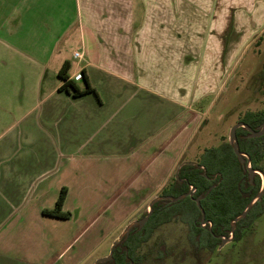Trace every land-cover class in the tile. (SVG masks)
Returning a JSON list of instances; mask_svg holds the SVG:
<instances>
[{
  "label": "crops",
  "instance_id": "obj_1",
  "mask_svg": "<svg viewBox=\"0 0 264 264\" xmlns=\"http://www.w3.org/2000/svg\"><path fill=\"white\" fill-rule=\"evenodd\" d=\"M263 31L264 0H0V65L22 102L0 108V264H63L93 232L116 230L112 246L181 165L221 143L203 144L205 100ZM65 61L99 99L59 89ZM34 112L51 155L23 125ZM63 187L71 216L45 215ZM118 206L125 216L110 217Z\"/></svg>",
  "mask_w": 264,
  "mask_h": 264
},
{
  "label": "trees",
  "instance_id": "obj_2",
  "mask_svg": "<svg viewBox=\"0 0 264 264\" xmlns=\"http://www.w3.org/2000/svg\"><path fill=\"white\" fill-rule=\"evenodd\" d=\"M69 69L70 63L65 61L58 70V78L62 81L59 89L73 96L92 93L99 99L97 90L85 71L80 73L81 80H76L77 78L70 77ZM261 79L264 89V72ZM238 121L259 130L264 122V106L259 110L245 111ZM236 137L238 150L245 154V165L241 164L235 154L233 143L225 138L219 145L205 148L198 158L194 159V163L181 165L177 176L162 190L163 195L177 197L189 192L190 187H193V196L187 195L176 201L160 199L154 202L147 221L142 226L133 225L128 234L123 235L113 246L112 257L98 264H147L149 258L140 252L142 245L150 240L158 227L171 221L187 225L188 240L196 255L200 249L213 252L221 244L223 237L231 235L233 222L235 227L232 240L242 239L245 230L264 211L263 193L250 206L245 216L234 221L262 187L261 175L254 173L251 182L246 165L249 163L250 167L264 174V133L250 137L249 131L239 126L236 129ZM66 193V188H61L54 206L43 209V213L68 219L71 212L63 209ZM197 197L200 198L201 209L196 203ZM155 251L151 258L156 264H160L170 254L164 242H161Z\"/></svg>",
  "mask_w": 264,
  "mask_h": 264
},
{
  "label": "rangeland",
  "instance_id": "obj_3",
  "mask_svg": "<svg viewBox=\"0 0 264 264\" xmlns=\"http://www.w3.org/2000/svg\"><path fill=\"white\" fill-rule=\"evenodd\" d=\"M13 68L17 67L14 66ZM5 69L0 65V89L3 88L2 92L6 90L5 93H0V108L1 102L16 105L22 103L19 92L21 79L18 76L11 77L15 72L14 70L10 72L9 77H5L3 75ZM262 72H264V31L242 50V56H238L236 64L227 72L219 92L214 95L209 107L208 103L211 100H205L207 111L204 116L210 122L205 129L206 131L208 129L209 133H213L214 140L208 142L206 140L204 145H217L223 138L229 140L231 127L238 122L245 111L259 110L264 106ZM76 80H81V78ZM60 82L62 84L61 80ZM33 96L35 97L36 93L23 94V103L30 102ZM36 116L37 113L34 112L23 121L28 137L31 140L39 141V143L42 141L41 147L51 151L50 145L52 144L47 134L38 130L35 124L31 123V120L33 123L37 120ZM6 124V122H2L0 130L4 129ZM34 147L35 145H32L29 148L31 150ZM51 153L52 151L47 154L51 155ZM42 162L46 165L50 164V157L45 156ZM64 163L63 160L61 164ZM99 213L100 210L93 214L98 215ZM101 216L103 217L102 214ZM123 216H125V212H123L122 206H118L117 210H110V217L120 219ZM103 223L104 221L100 220V224ZM115 231H112L113 235L116 233ZM110 233L111 231H104L103 234L109 235ZM103 234L102 232H93L90 237L78 236L76 247L65 254L67 261L63 264H94L96 259L103 257V254L107 255L111 248L109 244L113 235L104 236ZM83 241L86 246H81ZM161 242L166 243L170 254L160 264H264V211L245 230L242 239L225 241L213 252L200 249L198 255L189 243L188 227L185 223L177 221L165 223L158 227L150 240L141 247L140 252L149 258L147 264H156L151 255L152 257L155 255V250L159 248Z\"/></svg>",
  "mask_w": 264,
  "mask_h": 264
},
{
  "label": "water",
  "instance_id": "obj_4",
  "mask_svg": "<svg viewBox=\"0 0 264 264\" xmlns=\"http://www.w3.org/2000/svg\"><path fill=\"white\" fill-rule=\"evenodd\" d=\"M239 126H243V127H245V128L249 131V136H250V137H257V136H260V135H262V134L264 133V122L262 123V125H261V127H260L259 130H255V129H253V128L250 127L248 124H246V123H244V122H242V121H238L237 123H235V124L231 127V131L229 132V142L233 143V149H234L235 154L237 155V157H238L239 161L241 162V164H242V165H245V159H244L245 154L242 153V152H240V151L238 150V142H237V137H236V129H237ZM246 167H247V170H248V173H249V179H250L251 182H252V180H253L254 173H260V174L262 175V187H261L260 191L258 192V194H257V195H256V196H255V197H254V198H253V199L247 204V206H246V208L244 209V211H243L241 214H239V215L235 218L234 221H238V220L241 219L243 216H245L246 213H247V211H248V209L250 208V206H251V205H252L257 199H259V198L262 196V194L264 193V174H263L260 170H258V169H254V168L250 167L249 163H247ZM193 193H194V191L190 190L189 192L184 193V194H181V195H179V196H177V197H173V196H171V195H161V196H158L157 198L153 199V200L150 202V204H149V210H148L147 214H146L144 217H142V218H140V219L134 221V222H133V223H132V224L126 229V231L124 232V234H122L117 240H115V241L113 242V244H112V246H111V248H110L109 253H108L107 255L103 256V257H100V258L96 259L95 262H94V264H98L99 262H104V261L110 259V258L112 257V253H113V246H114V245L120 240V238H121L123 235H127L128 232H129V230H130V228H131L133 225H139V226H142V225L147 221V219L149 218V216H150L151 213H152V209H153V208H152V205H153L154 202H156L157 200H160V199H163V200H170V201H176V200H178V199H180V198H182V197H184V196H187V195H188V196H193ZM196 203H197L198 207L201 209V206H200V198H199V197L196 198ZM202 213H203V211H202ZM203 218H204V213H203ZM232 225H233V229H232V231H231V235H230L229 237H227V238H226V237H223L221 243H223V242H225V241H230V240H232V237H233V230H234V227H235L234 222L232 223Z\"/></svg>",
  "mask_w": 264,
  "mask_h": 264
},
{
  "label": "built area",
  "instance_id": "obj_5",
  "mask_svg": "<svg viewBox=\"0 0 264 264\" xmlns=\"http://www.w3.org/2000/svg\"><path fill=\"white\" fill-rule=\"evenodd\" d=\"M73 56H74L75 58H79V57H81V53H80L79 51H75V52L73 53ZM75 78L80 79V78H81L80 74H77V75L75 76ZM190 189H191L192 191L195 190L193 187H190ZM203 225H205V224H203Z\"/></svg>",
  "mask_w": 264,
  "mask_h": 264
},
{
  "label": "flooded vegetation",
  "instance_id": "obj_6",
  "mask_svg": "<svg viewBox=\"0 0 264 264\" xmlns=\"http://www.w3.org/2000/svg\"><path fill=\"white\" fill-rule=\"evenodd\" d=\"M145 216V215H144ZM143 215L140 217V218H142V217H144Z\"/></svg>",
  "mask_w": 264,
  "mask_h": 264
}]
</instances>
